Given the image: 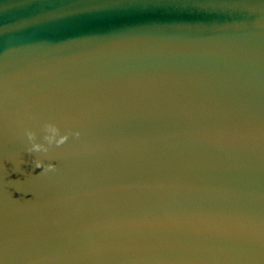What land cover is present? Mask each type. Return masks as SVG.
Here are the masks:
<instances>
[{"label": "water", "instance_id": "obj_1", "mask_svg": "<svg viewBox=\"0 0 264 264\" xmlns=\"http://www.w3.org/2000/svg\"><path fill=\"white\" fill-rule=\"evenodd\" d=\"M0 100L2 264H264V0H0Z\"/></svg>", "mask_w": 264, "mask_h": 264}, {"label": "snow or ice", "instance_id": "obj_2", "mask_svg": "<svg viewBox=\"0 0 264 264\" xmlns=\"http://www.w3.org/2000/svg\"><path fill=\"white\" fill-rule=\"evenodd\" d=\"M56 22H60V23H67V24H74L77 23V21L72 20L71 18L68 17H56L54 18ZM5 115V110L3 107V101L0 100V119H2ZM68 119H72V120H76V121H80L81 119H83V117L81 116H70L67 117ZM261 131V148L264 149V127L260 128ZM260 237H261V242L262 244H264V224L260 225ZM3 238H4V230L2 228H0V244H2L3 242ZM0 264H2V262H0Z\"/></svg>", "mask_w": 264, "mask_h": 264}, {"label": "clouds", "instance_id": "obj_3", "mask_svg": "<svg viewBox=\"0 0 264 264\" xmlns=\"http://www.w3.org/2000/svg\"><path fill=\"white\" fill-rule=\"evenodd\" d=\"M26 135L28 136V139L30 141L33 139L32 133L29 132V133H26ZM77 135H78V133H77ZM47 139H48L49 144H51L52 143V138L51 137H48ZM64 139L65 138L62 137L59 141H57V143L58 144L59 143H63V140ZM30 150L31 151H40V150H42V146L41 145H38V144H33Z\"/></svg>", "mask_w": 264, "mask_h": 264}]
</instances>
